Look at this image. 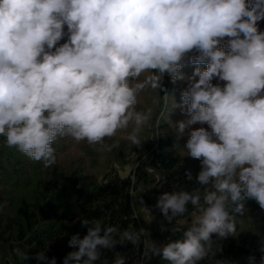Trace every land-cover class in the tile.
<instances>
[{
  "label": "clouds",
  "instance_id": "obj_1",
  "mask_svg": "<svg viewBox=\"0 0 264 264\" xmlns=\"http://www.w3.org/2000/svg\"><path fill=\"white\" fill-rule=\"evenodd\" d=\"M260 21L264 0H0V149L16 148L42 169L57 164L53 144L60 137L103 153L124 141L133 151L159 136L171 100L185 118L167 122L177 140L188 137L176 146L200 161L195 177L186 172L196 187L164 192L155 204L172 225L161 223V232L179 233L178 239L161 244L143 227L94 220L82 239L71 235L68 246L78 250L68 252L63 264H126L122 253L109 261L101 252L126 243L143 245L134 264L154 256L166 264H201L222 250L221 241L238 236L237 214L246 213V200L264 209ZM186 61L196 66L191 75L182 72ZM166 75L185 85L180 104L165 87ZM149 90L153 106L138 107L140 94ZM136 200L152 217L140 196L133 208ZM190 207L187 223L181 218ZM47 250L35 259L57 264ZM259 251L264 253V239ZM13 252L28 259L19 247Z\"/></svg>",
  "mask_w": 264,
  "mask_h": 264
},
{
  "label": "trees",
  "instance_id": "obj_2",
  "mask_svg": "<svg viewBox=\"0 0 264 264\" xmlns=\"http://www.w3.org/2000/svg\"><path fill=\"white\" fill-rule=\"evenodd\" d=\"M258 23L260 30L264 31V21ZM194 67L186 61L182 72L191 75ZM199 67L203 69L206 65ZM179 82L171 83L167 75L164 78L165 87L170 88L176 104H180V93L184 89L178 86ZM219 83L223 85L225 82ZM145 94L149 93L142 92L140 98ZM151 95L153 100L155 93ZM168 103L169 110L159 125V136L150 139L151 131L146 130L144 139L150 140L133 151H129L126 142L122 141L121 148L114 149L112 153L100 152L86 142H80L84 148H79V152L75 150L76 141L60 137L53 144L57 164L42 169L41 162L32 161L16 148L0 149V264H44L35 256L46 247L48 258L55 257L57 264H63L68 252L78 250L68 246L71 235L78 234L82 239L91 222L99 219L122 229L129 224L137 230L143 227L151 239L161 244L167 243L168 238L178 239L179 233L161 232V223L168 229L172 225L164 221L155 204L157 197L164 192L196 187L194 180H187L186 172L191 171L195 177L200 170V161L184 157L176 146L183 147L188 137L177 140L167 120L175 123L185 116L179 107H171V100ZM118 136H123V133H118ZM71 154L74 158L70 157ZM103 159L109 163L96 177L88 170L102 168ZM148 167L154 171H147ZM157 175L160 178L158 183ZM153 184L156 187H152ZM139 196L144 201L143 206L151 210L153 219L141 207L139 200L133 208L134 198ZM245 207L247 211L243 216L237 214L238 236L221 241L222 250H217L214 258L201 264H217V261L219 264H262L264 253L259 251V246L264 239V209L255 199L246 200ZM191 218L190 207L189 213L181 219L190 223ZM84 221L89 223L84 224ZM176 223L181 230L186 226L179 220ZM213 239H216L215 234ZM16 247L26 252L27 260L22 261L14 254ZM101 252L102 257L109 261L117 252L122 253L128 257L126 264H134L142 255L143 245L136 249L131 243H126L111 250L101 249ZM249 257H255L254 261ZM142 264L166 262L154 256Z\"/></svg>",
  "mask_w": 264,
  "mask_h": 264
},
{
  "label": "rangeland",
  "instance_id": "obj_3",
  "mask_svg": "<svg viewBox=\"0 0 264 264\" xmlns=\"http://www.w3.org/2000/svg\"><path fill=\"white\" fill-rule=\"evenodd\" d=\"M180 83V85L178 84V86H182V88H184L185 87V85H184V83L183 82H179ZM213 83H217V82H215V81H213ZM169 90H170V88H168V93L170 94V92H169ZM144 93H149V94H145L144 96H142V98H139L140 99V101H141V103L138 105V107H141V108H143L145 105H147V107L148 106H153L152 105V100L150 99L151 97H152V91L151 90H149V91H147V92H143V94ZM151 93V94H150ZM79 148L81 149V148H84V146H82L81 144H80V142H77L76 143V149L75 150H77V151H79ZM80 152V151H79ZM77 155H78V153H76ZM81 154V153H80ZM85 155V154H84ZM70 157H73L74 158V155L73 154H71V156ZM73 158H70L71 160L73 159ZM109 163V161L108 160H104L103 159V161H102V168H98V169H92V170H88L91 174H93L94 176H96V177H98V176H100L101 175V172L104 170V168L106 167V165Z\"/></svg>",
  "mask_w": 264,
  "mask_h": 264
}]
</instances>
